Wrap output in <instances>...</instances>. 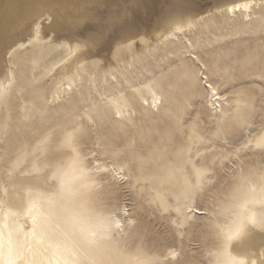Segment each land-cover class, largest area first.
<instances>
[{
  "label": "rangeland",
  "instance_id": "rangeland-1",
  "mask_svg": "<svg viewBox=\"0 0 264 264\" xmlns=\"http://www.w3.org/2000/svg\"><path fill=\"white\" fill-rule=\"evenodd\" d=\"M153 1L132 10L137 27L125 43L139 40L140 50L97 75L67 78L70 87L52 86L48 77L68 52L65 26L46 32L51 18L6 51L12 66L0 93L1 264L12 239L20 254L25 249L20 230L32 206L61 264L65 256L71 264H225L237 228L249 222L262 230L264 6L247 18L214 12L150 44L145 35L162 27L171 3ZM180 1L200 9L215 0ZM116 3L94 4V13L105 20L120 12ZM213 91L222 96L219 108L209 100ZM69 188L64 202L82 221L54 211Z\"/></svg>",
  "mask_w": 264,
  "mask_h": 264
},
{
  "label": "bare ground",
  "instance_id": "bare-ground-1",
  "mask_svg": "<svg viewBox=\"0 0 264 264\" xmlns=\"http://www.w3.org/2000/svg\"><path fill=\"white\" fill-rule=\"evenodd\" d=\"M116 2L121 6L120 12L115 11L112 16L106 15L105 20L103 12L97 10L94 13V4L102 6L108 3L110 6H116ZM148 4L154 6L155 2L153 0H51L42 5L40 0H0V93L5 90L7 70L12 66L6 51L17 40L24 39L28 33L33 35L34 25L43 23L42 19L44 21L52 19L46 26V32L51 36L61 31L62 26L67 29L65 37L67 55L53 66L48 77L52 86L70 87L66 83L67 78H74L75 75L80 77L82 72L97 75L110 65L113 66L112 61L115 59L128 57L140 50L139 40H133L130 45L125 42L130 40L131 32L137 27L136 21L131 17L132 10L135 6L143 8ZM185 5L180 0H171L168 7H165L164 18L160 19L162 27L153 28L148 35H145L146 42L161 43L175 38L183 31H190L196 23L214 12L225 10L229 15L239 12L247 18L252 7L264 6V0H215L211 5L200 9H192L193 5L191 7ZM114 41L118 43H113ZM112 45H120V50H116ZM209 96L213 108L221 107L222 96L218 92L213 91ZM150 103L152 108L157 110L159 102L153 98ZM117 114L123 116L121 111ZM111 168L116 177L123 178L121 168L114 164H111ZM38 214L39 209L36 207L26 209L20 230L25 249L20 254L18 244L12 239L6 247L8 254L5 259L6 264H61L53 254L57 252H53L52 245L46 246L50 242L49 234L45 222ZM128 215L129 213L123 218L116 219L118 227L125 228V222L129 221ZM241 236L242 240L239 237L232 240V257L237 262L242 261L243 264H253V262L262 264L264 231L248 222L244 224ZM2 252L0 244V264L3 261ZM61 259L65 264L74 262L67 256Z\"/></svg>",
  "mask_w": 264,
  "mask_h": 264
},
{
  "label": "snow or ice",
  "instance_id": "snow-or-ice-1",
  "mask_svg": "<svg viewBox=\"0 0 264 264\" xmlns=\"http://www.w3.org/2000/svg\"><path fill=\"white\" fill-rule=\"evenodd\" d=\"M211 87V85H209ZM72 195V190L69 189H62V192L59 194V199L54 200V211L58 213H65L68 214L74 221H82L83 220V215L82 212L74 206L72 203L68 202L65 203L66 196L71 197ZM82 208V206H81ZM262 230H264V223L261 225ZM243 231L242 226L240 228H237L236 232L228 237L229 242H231L234 238L239 237L242 240L241 233ZM225 264H243L242 261L237 262L234 258H231L230 256L225 260ZM255 264V262H253ZM264 264V262H262Z\"/></svg>",
  "mask_w": 264,
  "mask_h": 264
}]
</instances>
